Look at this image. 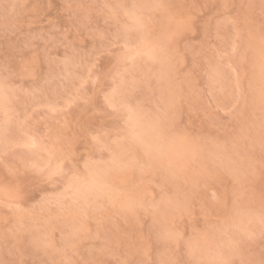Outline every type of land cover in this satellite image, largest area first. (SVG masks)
Listing matches in <instances>:
<instances>
[{
    "label": "snow or ice",
    "instance_id": "obj_1",
    "mask_svg": "<svg viewBox=\"0 0 264 264\" xmlns=\"http://www.w3.org/2000/svg\"><path fill=\"white\" fill-rule=\"evenodd\" d=\"M102 7L107 10L106 27L94 34L91 54L81 57L84 71L64 104L50 109L66 117L80 106L73 126L65 122L45 134L33 130L31 118L18 111L11 69L0 77L5 206L33 214L55 207L77 217L78 233L67 236L73 255L84 233L92 235L85 226L105 209L118 206L126 218L150 221L143 232L145 244L135 252L118 255L123 241L113 240L110 246L105 240L92 246L91 258H68L61 264H264V0L258 29L254 21L234 19L228 12L230 4L219 5L224 11L215 19L218 37L227 25L231 40L210 66L209 82L240 89L233 63L248 69L242 94L248 119L223 137L207 136L182 119L176 44L192 29L193 17L172 15L164 0H117ZM96 96L102 97V104L95 102ZM14 143L43 152L46 158L25 161L23 172L11 168L6 161ZM256 167L262 179L258 190H253L248 178ZM217 185L226 191L220 197L213 192V203L201 206L203 226L189 224L192 194ZM149 189L159 190L151 200ZM21 203L29 207L20 208ZM24 219L15 217L21 227ZM100 225L97 219V233ZM257 240L259 260L251 255ZM29 245L50 246L35 238ZM145 246L149 255L137 258ZM0 264L34 262L16 259Z\"/></svg>",
    "mask_w": 264,
    "mask_h": 264
},
{
    "label": "rangeland",
    "instance_id": "obj_2",
    "mask_svg": "<svg viewBox=\"0 0 264 264\" xmlns=\"http://www.w3.org/2000/svg\"><path fill=\"white\" fill-rule=\"evenodd\" d=\"M114 2L117 0H0V77L8 75L6 69H11L19 97L18 111L31 118L33 130L45 134L49 128L55 130L65 122L73 126L74 114L82 110L80 106L70 109L66 117L50 109L62 106L66 96L77 84L78 74L84 71L81 57L91 54L95 43L94 34L97 29L103 30L106 27L104 20L107 10L102 6ZM164 2L171 5L169 11L172 15L191 16L194 19L192 29L179 36L176 44V71L182 81L179 86L183 89L182 119L191 128L207 136L223 137L233 127L243 126L248 119L242 96L248 69L243 63H233L239 72L240 89L234 90L230 84L223 88L219 84H210V66L219 60L222 51L228 49L231 40L227 25L221 29L218 37L215 19L224 11L219 5L228 3L231 5L228 12L234 19L240 22L254 21L258 29L262 0ZM29 64L32 65L31 70L25 71ZM89 95L92 93L89 92ZM94 99L97 104L103 103L100 96ZM45 158L43 152L14 143L6 162L9 167L19 168L23 172L25 161L39 162ZM4 160L5 148L0 144V162ZM5 176L6 172L0 166V261L26 259L35 264L36 261L48 260L50 264H61V261L68 258L74 261L81 257L91 258L92 246H99L105 240L110 246L113 240L123 241L118 255L135 252L145 244L143 232L145 224L150 223L148 218H126L117 206L97 213L96 218L85 226L92 229V235L89 237L84 233L83 239L77 243V254L73 255L67 236L78 233L81 227L78 218L68 212H58L55 207L50 212L33 214L30 211L20 213L16 208L5 206L8 197L4 191ZM261 179L256 167L248 178L253 190H258ZM158 191L149 189L148 199L151 200ZM225 191L222 185L213 189H197L192 194V218L188 223L202 227L203 217L199 215L201 206L213 203V192L220 197ZM28 207L27 203L20 204V208ZM17 215L24 216L23 227L16 223ZM97 219L101 221L99 233L96 232ZM17 232L27 235L17 236ZM97 235L99 239L95 238ZM61 237H65L63 242ZM32 238L50 246L32 248L29 245ZM260 251L257 240L251 246L252 258L259 260ZM149 253L150 248L145 246L137 258H146Z\"/></svg>",
    "mask_w": 264,
    "mask_h": 264
}]
</instances>
